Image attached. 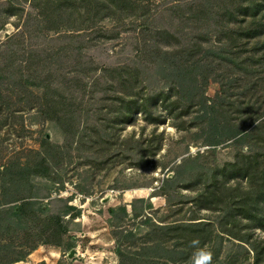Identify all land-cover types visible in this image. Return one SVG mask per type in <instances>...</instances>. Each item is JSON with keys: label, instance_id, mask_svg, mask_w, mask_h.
<instances>
[{"label": "rangeland", "instance_id": "1", "mask_svg": "<svg viewBox=\"0 0 264 264\" xmlns=\"http://www.w3.org/2000/svg\"><path fill=\"white\" fill-rule=\"evenodd\" d=\"M249 2L0 0V264H191L193 240L264 264V228L209 202L263 198Z\"/></svg>", "mask_w": 264, "mask_h": 264}, {"label": "trees", "instance_id": "2", "mask_svg": "<svg viewBox=\"0 0 264 264\" xmlns=\"http://www.w3.org/2000/svg\"><path fill=\"white\" fill-rule=\"evenodd\" d=\"M249 6L247 7H243L241 8L242 13H243V17H245L244 21H247V26L241 25L240 27V33L238 34V37L240 38H254L257 39L259 38V42H260V47H259V51L264 52V0L259 1V3H257L255 0H249ZM169 37V36H168ZM172 38L169 37L168 40H170ZM171 42V40H170ZM189 52H194L195 50H188ZM261 62L264 63V55L261 58ZM260 63V62H259ZM239 65H243V62H240ZM133 69V70H132ZM123 71H127L130 72L129 73V77L133 78V80L130 82L129 80H127L129 82V85L132 87V90H130V94H121V102H128L127 105L129 106H135L137 105L139 102H141L142 100H144L145 98L142 96L143 92H136V85H137V79L134 80V75L132 74V71H134V68H123ZM138 78V74L136 75ZM135 89V90H134ZM27 102H34L32 100L27 101ZM36 103V102H34ZM31 105V104H30ZM31 107V106H30ZM131 113L128 112V114ZM252 169L253 167H249L248 168V173L249 176L252 173ZM254 177V176H253ZM252 178V177H251ZM229 190H231V194L229 195L228 193V197L229 196H235L236 193L238 195V192L242 191V189H237V188H229ZM210 196L215 197L214 201H209L211 205H213L214 207H216V209L219 212H226V217H230L234 222H237V220H235L234 217V212H238L240 213V217L242 216V218L248 220V221H253L256 222V225H258L261 228H264V192L262 194L263 198L261 200L259 199H252V198H245V200H243L242 202H237L238 204V208H235L234 210H232L230 207L228 208V204L231 203V201H227V206L226 205V201L222 198H218V196L216 197L215 192H211L209 193ZM235 194V195H234ZM135 195H143V194H135ZM207 195V193H206ZM223 198H225L223 196ZM203 199L206 201L207 198L203 197ZM235 201V200H233ZM208 201L206 203H209ZM55 203H60L63 205L64 207V211H62V213H69L70 210L73 209L72 206L69 205V200H64V199H55L52 201V204ZM225 206V209L222 210V207ZM240 206V207H239ZM125 210V208H124ZM136 208L133 207V212L136 213ZM126 211V210H125ZM61 213V211H59ZM113 216L115 215L113 211H111ZM127 212V211H126ZM75 246L74 244H72L71 246H69L68 250L73 249Z\"/></svg>", "mask_w": 264, "mask_h": 264}, {"label": "clouds", "instance_id": "3", "mask_svg": "<svg viewBox=\"0 0 264 264\" xmlns=\"http://www.w3.org/2000/svg\"><path fill=\"white\" fill-rule=\"evenodd\" d=\"M198 241L193 240L191 242L194 247L193 254L191 256V264H212V253L207 248L198 247Z\"/></svg>", "mask_w": 264, "mask_h": 264}]
</instances>
